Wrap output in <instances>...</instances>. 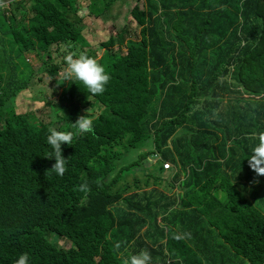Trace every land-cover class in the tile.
Segmentation results:
<instances>
[{
	"label": "trees",
	"instance_id": "trees-1",
	"mask_svg": "<svg viewBox=\"0 0 264 264\" xmlns=\"http://www.w3.org/2000/svg\"><path fill=\"white\" fill-rule=\"evenodd\" d=\"M29 1L19 16L25 1L0 0L12 65L6 89L0 78V264L22 253L29 264H123L142 249L152 264H264V176L247 162L264 131V0H133L138 36L112 24L93 48L86 22L116 0ZM66 42L93 57L106 48L102 95L58 79ZM23 51L64 89L51 122L16 112L43 80L18 73ZM87 109L94 131L78 134ZM49 128L74 133L62 176L46 174Z\"/></svg>",
	"mask_w": 264,
	"mask_h": 264
},
{
	"label": "rangeland",
	"instance_id": "rangeland-1",
	"mask_svg": "<svg viewBox=\"0 0 264 264\" xmlns=\"http://www.w3.org/2000/svg\"><path fill=\"white\" fill-rule=\"evenodd\" d=\"M25 1L24 9H21L19 11V16H24L25 14L30 13V4L31 1ZM12 3V2H11ZM143 4V2H140ZM79 5L84 7V2L82 0H79ZM133 6V0H116L113 5L109 8L107 14L104 17V20L97 19L94 16L89 18L87 20V26L89 28L94 26L95 32L92 31H86L85 35L87 39L89 40L91 47L94 46L99 47L100 43L107 40L110 36L115 35L112 30V24H115L117 28L122 27H129L130 32L128 33L129 39L136 38L138 36L139 27H136V22L133 20L130 9ZM16 15V14H15ZM111 18V21H109V17ZM17 22H22V20L19 19V17L16 15ZM2 34L0 33V78L2 80V85L4 89L7 88V82L10 74L12 73V65L10 62L6 61L5 52H4V46L1 43ZM73 51L76 52H85L88 55L94 52L93 49L84 50L80 44H72ZM57 46H54L53 49H55ZM18 50V47L14 49L13 55L16 54V51ZM106 48L103 47L101 50H98V55L95 57L98 59V61L101 63L102 58L104 55ZM18 60V61H17ZM17 60L14 62L15 67L16 63L19 62V66L21 67V70L19 72H26L28 71V67L35 70V73L40 75L42 77V82L37 81L33 84H27L28 89L22 91L15 101V109L16 112L19 113H26L29 111H32L33 113L37 114L39 117H41L45 122H51L54 118L53 111L51 104L58 102L61 103L62 96L64 94V89L61 88L59 83L52 82L51 77L43 72V64L44 61L41 60L39 56L32 57V51H23L18 53ZM64 68V67H63ZM63 78V69L61 70V74H59L58 79ZM77 104H79V101H77ZM12 105V104H11ZM55 127V126H53ZM76 130V129H75ZM150 147H145L144 151L149 150ZM134 155L133 153H129ZM151 160V158L149 159ZM146 166L151 167L150 161H148ZM122 166V165H121ZM129 177L134 178V176L131 174ZM122 181H120L117 186L121 185ZM132 186H134V183L131 182ZM135 190V188L133 189ZM58 245H62L63 242L59 240L57 242Z\"/></svg>",
	"mask_w": 264,
	"mask_h": 264
},
{
	"label": "clouds",
	"instance_id": "clouds-1",
	"mask_svg": "<svg viewBox=\"0 0 264 264\" xmlns=\"http://www.w3.org/2000/svg\"><path fill=\"white\" fill-rule=\"evenodd\" d=\"M73 47L70 42H66L61 46L65 64L63 68L64 80H77L84 86L87 94L90 93L93 96L102 95L105 91V86L111 79L110 74L106 72L104 66L97 58L85 52L73 51ZM72 127L76 129L78 134L94 131L93 118L89 114V109L85 110L83 115L78 116L75 123H72ZM48 132L47 143L51 146L52 152L46 158H54L55 163L51 169L46 170V174L54 172L62 176L66 171L67 159L62 155L61 146L63 144L71 146L74 133L72 131L57 130L56 128H49ZM253 136L258 143L252 149L250 158L247 159L248 166L257 177L264 176V131H258ZM251 183L258 184L259 181L254 178ZM79 190L87 192L88 187L84 184L80 186ZM152 260L151 252L147 249H142L138 253L124 258L123 264H152ZM29 261V255L22 253L14 261V264H29Z\"/></svg>",
	"mask_w": 264,
	"mask_h": 264
},
{
	"label": "crops",
	"instance_id": "crops-1",
	"mask_svg": "<svg viewBox=\"0 0 264 264\" xmlns=\"http://www.w3.org/2000/svg\"><path fill=\"white\" fill-rule=\"evenodd\" d=\"M88 24H87V22H86V26H87ZM94 27V26H93ZM89 29H91V28H89Z\"/></svg>",
	"mask_w": 264,
	"mask_h": 264
}]
</instances>
